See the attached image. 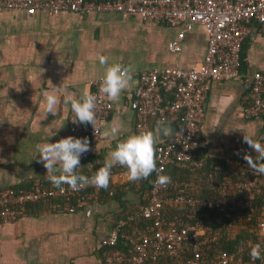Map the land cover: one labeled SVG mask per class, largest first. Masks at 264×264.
I'll return each mask as SVG.
<instances>
[{"label":"crops","instance_id":"obj_1","mask_svg":"<svg viewBox=\"0 0 264 264\" xmlns=\"http://www.w3.org/2000/svg\"><path fill=\"white\" fill-rule=\"evenodd\" d=\"M248 26L239 75L208 81L200 118L201 136L207 142L202 154L205 163L223 165L230 173L233 162L245 161V154L256 155L243 141L244 135L264 143V115L247 119L243 114L254 77L264 74V30L255 21ZM171 43L178 45L179 54L170 50ZM206 50L207 35L199 24L183 31L106 11L58 15L23 9L1 11L0 189H28L36 179L50 183L43 163L35 158V145L69 136L67 97L79 98L89 92L91 81L102 78L100 55L109 63L129 68L133 81L118 100H109L112 112L102 131L118 125V135H100L97 154L89 160L80 159L77 171L86 176L94 173V164H103L119 140L140 133L130 106L135 99L133 73L175 65L188 69L203 62ZM55 86L64 91L58 93L53 116L43 110L41 91ZM156 123L152 121L149 130ZM169 123L173 133L157 136L154 147L179 129L177 120ZM148 181H130L126 170L117 171L109 179L113 195L107 189L100 198V188L95 201L74 213L30 206L20 219L0 225V264H99L103 239L125 209L142 207L149 195ZM127 183L132 184L130 190Z\"/></svg>","mask_w":264,"mask_h":264},{"label":"built area","instance_id":"obj_2","mask_svg":"<svg viewBox=\"0 0 264 264\" xmlns=\"http://www.w3.org/2000/svg\"><path fill=\"white\" fill-rule=\"evenodd\" d=\"M18 9L53 15L62 12L87 14L106 11L135 16L157 25L181 28L183 31H189L195 24L203 26L207 35V50L202 63L188 69L175 65L133 73L135 99L130 106L134 113L135 129L139 132L149 131L152 121L177 120L180 126L168 141L154 147L156 169L152 172L148 202L126 219L119 220L103 239V261L99 264H145L146 258L156 260L187 255L185 264H229L234 254L225 250L216 249L212 263L204 255L206 248L217 243L221 234L214 233L209 225L200 220V214L195 210L194 190L202 182V177H207L209 186L219 199L201 205L227 220L235 221L239 215L238 196L242 197L244 206L249 207L260 192L259 184H264V175L255 173L247 162L236 160L230 167L234 177L230 189L232 187L233 190L229 189L225 181L215 183L221 166L211 163L208 172H203L205 161L202 154L207 142L201 136L200 118L208 81L232 79L239 75L240 52L249 34L248 23L255 21L264 30V0H0V12ZM169 48L175 54L180 53L176 43H171ZM100 83L101 78L91 81L88 92L96 95L94 129L90 124L73 123L74 114L71 109L69 111V136H87L89 139V151L82 154L81 160H89L97 154L102 126L112 112L109 99L99 91ZM245 101V118L264 115V74L254 77ZM173 162L193 163L194 170L200 173L199 177L196 180L174 181L163 185L157 183V177L163 175L166 167ZM101 166L102 163L94 164V172ZM125 170L119 165L113 167L110 178L117 171ZM62 187L63 191L48 188L40 179H36L28 189H0V225L20 219L26 214L29 205L39 202H51L53 210L74 213L95 201L100 191V188L90 184L79 189H73L67 184ZM171 189H178L179 192L173 197L163 198V193ZM56 199L61 201L54 202ZM163 202L183 205L185 210L180 216L165 221L161 211ZM136 218L150 220L149 232L138 240L121 236V228ZM257 236L256 243L264 250V234L259 226ZM120 237L131 245L129 256L113 249Z\"/></svg>","mask_w":264,"mask_h":264},{"label":"clouds","instance_id":"obj_3","mask_svg":"<svg viewBox=\"0 0 264 264\" xmlns=\"http://www.w3.org/2000/svg\"><path fill=\"white\" fill-rule=\"evenodd\" d=\"M99 64L103 66V75L99 85V91L107 96L111 101L119 99L122 91L127 89L133 81L129 68L120 63H109L104 55L98 57ZM64 90L55 86L49 91H41V103L46 114L56 116V106L58 103V93ZM70 109L74 114L73 123L80 125L90 124L93 129L96 122L95 100L96 95L85 93L79 98L69 95ZM119 126L110 125L101 132L104 137H116ZM173 133L171 123L158 121L153 130L128 135L125 139L119 140L115 147L107 154L101 167L94 174L86 176L77 171L81 168L80 159L82 154L89 151V139L87 136L75 137L67 136L55 142L49 140L42 141L35 145L37 156L43 167L46 169L47 179L53 187L63 191L62 185L67 184L73 189H79L85 185H94L97 188H107L110 179L111 169L122 166L126 169L127 177L130 181H138L148 178L156 169L154 159V145L157 136H169ZM179 134V133H177ZM56 132L53 133V136ZM243 141L247 143L256 153L253 158L245 154L243 159L255 173L264 175V143L253 140L248 136H243ZM170 177L159 175L156 182L167 184ZM259 229L264 234V222L259 224ZM264 250L259 243L253 244L249 248V256L252 259H260Z\"/></svg>","mask_w":264,"mask_h":264},{"label":"trees","instance_id":"obj_4","mask_svg":"<svg viewBox=\"0 0 264 264\" xmlns=\"http://www.w3.org/2000/svg\"><path fill=\"white\" fill-rule=\"evenodd\" d=\"M93 2H106L109 0H87ZM212 162L207 161L203 172L205 174L208 172V168ZM221 164V163H220ZM222 170L217 174L215 183L225 181L226 177L229 179L226 182L229 186L233 184L234 177L230 172H228L223 165H221ZM163 175L170 177L168 183L181 180H196L200 173L194 170L193 163H178L173 162L169 164ZM148 189L151 186L152 174L148 177ZM133 183V182H132ZM45 187L51 188L53 185L50 183H45ZM130 183H127L126 187L130 190ZM113 186L108 184L107 188H101L100 198L107 192V189L111 194V188ZM260 192L257 194L249 207H245L243 199L238 196V213L235 221L227 220L217 213L210 212L204 208L201 204L207 201H215L219 199V196L213 192L208 183L207 177H202V182L197 185L194 190V197L196 199L195 210L200 214V220L205 224L209 225L214 233H220L221 238L217 243L209 245L204 255L207 257L208 261L212 263L215 257V250L222 249L228 253H233L234 257L229 264H263V254L260 259H252L249 256V248L258 241L257 229L259 223L264 222V184H259ZM230 190H233L232 187ZM179 192L178 189L168 190L163 193V198H169L175 196ZM55 201H61L56 199ZM53 202V201H52ZM148 198L142 203V206L147 204ZM50 207L51 202H40L28 206V209L34 206ZM141 207L136 209H125L123 213L116 219L114 224H117L119 220L126 219L129 215H132L135 211H138ZM185 210L183 205H173L167 202L162 204V217L165 221L172 220L174 217H178ZM151 225L150 220L144 218H136L126 224L121 228L120 235L123 237L133 238L138 240L143 234L149 232V227ZM123 237H120L117 244L113 247L114 250L123 251L127 256L131 254V245ZM187 256L181 258H168L161 257L156 260H151L149 258L145 259V264H185ZM103 261V258H102Z\"/></svg>","mask_w":264,"mask_h":264}]
</instances>
